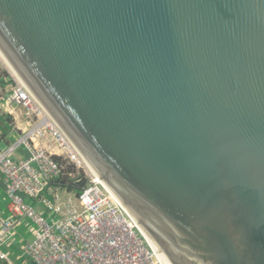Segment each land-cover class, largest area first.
Returning <instances> with one entry per match:
<instances>
[{"label":"water","instance_id":"1","mask_svg":"<svg viewBox=\"0 0 264 264\" xmlns=\"http://www.w3.org/2000/svg\"><path fill=\"white\" fill-rule=\"evenodd\" d=\"M0 49L162 264H264V0H0Z\"/></svg>","mask_w":264,"mask_h":264},{"label":"built area","instance_id":"2","mask_svg":"<svg viewBox=\"0 0 264 264\" xmlns=\"http://www.w3.org/2000/svg\"><path fill=\"white\" fill-rule=\"evenodd\" d=\"M0 90L7 92L0 108L18 125L12 128L17 136L0 149L9 214L0 216V264H162L138 225L25 83L9 73L0 79ZM22 151L26 157H18ZM20 223L35 229L34 241L24 247L25 263L14 262L7 250Z\"/></svg>","mask_w":264,"mask_h":264},{"label":"crops","instance_id":"3","mask_svg":"<svg viewBox=\"0 0 264 264\" xmlns=\"http://www.w3.org/2000/svg\"><path fill=\"white\" fill-rule=\"evenodd\" d=\"M1 91V90H0ZM2 102V101H1ZM1 104V103H0ZM1 109V108H0ZM17 136L16 132H12V128L8 127V123L0 115V149H4L10 140ZM27 153L20 152L18 157H26ZM37 206L38 210H42L41 206ZM0 216L3 218H8L9 214L7 211V199L5 195V188L3 186L1 177H0ZM19 227L21 229H19ZM25 231V232H23ZM35 229L33 228L31 223L26 224H18L14 230L12 237L10 238L7 250L9 255L12 256L18 262H28L27 258L24 256V247L28 241L29 237L35 238ZM26 233V234H25Z\"/></svg>","mask_w":264,"mask_h":264},{"label":"rangeland","instance_id":"4","mask_svg":"<svg viewBox=\"0 0 264 264\" xmlns=\"http://www.w3.org/2000/svg\"><path fill=\"white\" fill-rule=\"evenodd\" d=\"M9 73H12V74H14L12 71H11V69L8 67V65H7V63L4 61V59L1 57V55H0V79H2V78H6V76H8L9 75ZM15 75V74H14ZM16 76V75H15ZM17 77V76H16ZM8 91H10V87L8 88ZM9 94V93H8ZM5 96H7V92H5V90H2V91H0V98H3V97H5ZM0 115L4 118H6V122L8 123V127H10V128H17V121L15 120V118L14 117H11V116H9L6 112H5V110L4 109H0ZM20 116L21 115H19L18 116V118H20ZM22 119V118H21ZM16 131L18 132V130L16 129ZM70 172H75V173H77V171L76 170H73L72 168H71V166H70V168L68 169ZM74 194L76 195V193L74 192ZM32 226H33V224H32ZM33 228H34V226H33ZM19 229H21L20 227H19ZM23 232H25V231H23ZM26 234V233H25ZM28 241L31 243V242H33L34 241V237H29L28 238ZM10 256V255H9ZM11 257V259L14 261V262H16V263H19L17 260H15L12 256H10Z\"/></svg>","mask_w":264,"mask_h":264},{"label":"bare ground","instance_id":"5","mask_svg":"<svg viewBox=\"0 0 264 264\" xmlns=\"http://www.w3.org/2000/svg\"><path fill=\"white\" fill-rule=\"evenodd\" d=\"M0 55L1 57L4 59V61L7 63L8 67L11 69V71L19 78L20 74L18 72V70L14 67V65L9 61V59L5 56V54L2 52V50L0 49ZM20 79V78H19ZM21 80V79H20ZM22 81V80H21ZM45 107V106H44ZM48 111V110H47ZM84 157V156H83ZM87 162V160H86ZM87 164L90 166V164L87 162ZM90 168L92 169V167L90 166ZM93 170V169H92ZM94 171V170H93ZM95 172V171H94ZM98 176V175H97ZM100 179V178H99ZM101 181V180H100ZM102 182V181H101ZM103 183V182H102ZM139 227V226H138ZM140 229V228H139ZM141 230V229H140ZM142 231V230H141ZM142 233L144 234V232L142 231ZM144 236L147 238V236L144 234ZM147 240L150 242V240L147 238ZM150 244L153 246V244L150 242ZM154 247V246H153ZM155 248V247H154ZM156 250V249H155Z\"/></svg>","mask_w":264,"mask_h":264}]
</instances>
